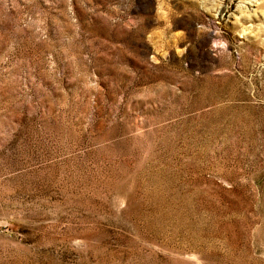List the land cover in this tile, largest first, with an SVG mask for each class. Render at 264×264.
<instances>
[{"label":"rangeland","instance_id":"obj_1","mask_svg":"<svg viewBox=\"0 0 264 264\" xmlns=\"http://www.w3.org/2000/svg\"><path fill=\"white\" fill-rule=\"evenodd\" d=\"M255 1L0 0V264H264Z\"/></svg>","mask_w":264,"mask_h":264},{"label":"bare ground","instance_id":"obj_2","mask_svg":"<svg viewBox=\"0 0 264 264\" xmlns=\"http://www.w3.org/2000/svg\"><path fill=\"white\" fill-rule=\"evenodd\" d=\"M253 1V0H252ZM255 2H257V0L255 1ZM254 12L255 13H259V12H264V0H263V2H261V3H259V4H257L256 3V9H254ZM263 14V13H262ZM257 16V15H256Z\"/></svg>","mask_w":264,"mask_h":264}]
</instances>
